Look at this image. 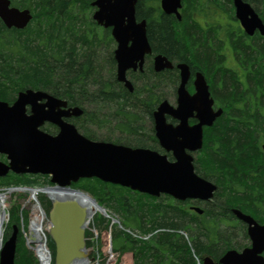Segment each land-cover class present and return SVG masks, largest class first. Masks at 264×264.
<instances>
[{
    "label": "trees",
    "instance_id": "16d2710c",
    "mask_svg": "<svg viewBox=\"0 0 264 264\" xmlns=\"http://www.w3.org/2000/svg\"><path fill=\"white\" fill-rule=\"evenodd\" d=\"M93 1L10 0L11 6L29 9L33 18L23 30L7 29L0 21V101L10 104L21 91H43L83 111L71 122L86 138L158 150L152 114L167 98V90L174 92L176 73H155L148 61L142 72L127 74L132 93L117 82L115 44L110 30L91 19ZM244 1L264 22V0ZM205 2L230 12L233 18L231 0ZM199 5V0H184L183 19L177 22L160 11L159 0H137L135 16L146 21L153 54L189 61L217 80L211 92L224 112L204 129L203 146L194 160L196 174L217 187L213 200L153 198L97 179H81L71 185L119 219L118 224H111L99 215L92 228L100 234L109 231L112 252L119 257L130 254L132 264H195L204 257L217 262L226 251L243 249L246 228L234 217L233 209L264 224V37L248 39L241 32L234 34L236 27H226L229 35L235 36L231 48L240 64L253 70L246 84L240 82L235 72L222 68L215 55L217 46L209 49L214 37L211 39L191 18L192 11L202 10ZM52 129L44 128L53 134ZM0 160L4 158L0 156ZM41 180L49 183L48 177L9 173L0 178V189L32 188ZM38 199L47 217L51 203L44 195ZM190 206L201 207L202 215L190 211ZM20 215L26 224V214L13 205L4 239L10 236L13 225L19 228ZM136 232L152 236L142 241L133 235ZM239 234L243 242L237 243ZM19 238L18 229L15 264H37ZM32 238L43 251L39 230L32 232ZM47 239L51 264H55L54 243L48 234ZM91 258L96 260L95 255Z\"/></svg>",
    "mask_w": 264,
    "mask_h": 264
},
{
    "label": "water",
    "instance_id": "95a60500",
    "mask_svg": "<svg viewBox=\"0 0 264 264\" xmlns=\"http://www.w3.org/2000/svg\"><path fill=\"white\" fill-rule=\"evenodd\" d=\"M180 1L160 0V8L165 15H174L180 20ZM136 4L137 0H94L91 3L92 20L110 29L116 44V79L130 93L133 86L126 73L142 71L145 56L151 53L146 21L136 20ZM233 7L235 19L245 34L252 36L258 31L264 36V23L247 2L233 0ZM31 20L29 10L11 7L9 0H0V21L7 29L23 30ZM153 68L161 72L171 69L172 65L158 55L153 59ZM177 68L180 85L176 106L162 101L153 113L155 138L164 154L85 138L68 122L82 115L80 108L68 107L63 100L29 89L19 92L11 104L0 101V155L6 159V163L0 161V178L9 173L47 176L52 187L62 190H71V184L81 179H97L154 198L165 195L179 202L211 201L217 187L195 173L192 153L201 150L203 129L211 127L222 110H213V100L203 76H196L195 93L189 95L185 88L188 67L181 64ZM168 118L176 124L169 123ZM192 118L197 123L189 125ZM46 124L56 127L57 133L42 130ZM50 202L47 232L55 246V264L86 261L85 209L75 202ZM191 209L202 214L198 207ZM232 214L246 226L250 246L240 252L228 250L217 263L206 257L203 264H264V224H258L237 209H233ZM17 234L13 226L1 249L0 264H15Z\"/></svg>",
    "mask_w": 264,
    "mask_h": 264
},
{
    "label": "rangeland",
    "instance_id": "374dc122",
    "mask_svg": "<svg viewBox=\"0 0 264 264\" xmlns=\"http://www.w3.org/2000/svg\"><path fill=\"white\" fill-rule=\"evenodd\" d=\"M199 1L202 2V0H199ZM204 1L202 3L207 5L208 3ZM203 8L204 7H202V9ZM195 13H198V12H194L193 15ZM195 17H197V14L195 15ZM218 21L223 24L226 23V27L229 29H232L233 27H235V21L233 20L230 12H225V20L218 18ZM213 23L215 24V22ZM166 99L171 105L174 106L175 104L174 94L169 90H167ZM46 126L48 125H45L44 127ZM51 131H53V134L55 133L53 129ZM104 133H105L104 131H98V134H104ZM44 181L45 180L39 181V184H37L36 186L32 188L30 187H11V188H1L0 189V197L3 201V210L7 215H9L10 208L13 205L19 206L20 209L26 214V218H27L26 224H22L21 215L19 216V220H20L19 228H18L19 233H20L19 239H21L23 245L25 246L23 248L24 249L26 248L36 259L37 264H51V255L47 248V244H48L47 230L49 227V222L41 207L38 197L39 195H44L47 199H49V197L46 195L44 190L48 188H53V187L52 185H49V183L47 184ZM70 188H71V191H76L72 187ZM75 203H77V201H75ZM95 205L97 204L95 203ZM102 210H103L102 208L101 209L96 208L94 212L92 213L93 216L89 219L88 224L84 227L85 239L89 243L88 246H86L85 244V250L87 253L88 260H89L88 264H116V263L132 264V257L130 254H125L119 257L117 254L112 252L111 247H110V235H109L110 232L109 231L102 232L100 234L95 228H92L94 218L99 215L105 219L110 220L112 224L119 223V219L111 211L109 212V211L103 210L104 212L100 213L102 212ZM8 223L9 222H7L6 225ZM35 229L39 230V235L41 239L40 240L41 242L39 243V245L43 247V251L45 253L43 251L38 250L39 246L38 244L35 243L34 238H32V232ZM136 235L141 237L142 241H145V240L148 241V239H150V237L152 236V234L141 235L137 232H136ZM240 241H242L241 234L238 235V239L235 242L240 243ZM243 244L246 245V247H248L249 239L244 241ZM93 255L96 256L95 261L91 258ZM195 264H202V261H199V259H196Z\"/></svg>",
    "mask_w": 264,
    "mask_h": 264
},
{
    "label": "flooded vegetation",
    "instance_id": "af4514ba",
    "mask_svg": "<svg viewBox=\"0 0 264 264\" xmlns=\"http://www.w3.org/2000/svg\"><path fill=\"white\" fill-rule=\"evenodd\" d=\"M244 2H246V1H244ZM180 4L181 5H180V8L178 9V13L181 16V20H177L174 15H168L170 17H173L177 22H180L183 19L184 0H181ZM199 6L204 7V8L201 11H199L198 13H195L194 15H193L194 12L192 11L191 12V18H193V20L200 25L201 30L204 33H207L208 35L212 36V37H210L211 39L214 37L215 41L212 39L213 43L208 45L209 49H214L215 45H216L217 49L215 48L216 49L215 55L217 56V58H219V61L221 62L222 68L224 69V71L226 70V71H230L233 73L235 72V74H237L236 77H238L240 82H243L246 84L247 83V75L250 72H252L253 70L248 69V68H244L240 64L239 59L236 57L235 53L233 52V50L231 48L232 47V45H231L232 41L235 42L233 40L235 36L229 35L230 33L228 32V29L226 28V23L223 24V23L218 21V18L225 20V13L221 9H219V7L217 5H214V4H207L206 5V4H203L202 2H200ZM230 7H231L230 10L233 11V20L235 21V27H236L234 34L235 33L237 34V32H241L239 34L245 35L246 37H248V39H254L256 37H264V36H261L258 31H256L252 36H248L247 34H245L240 23L235 19L233 0H231ZM159 8H160V0H159ZM160 11L162 12L161 8H160ZM196 14H197V17H195ZM192 15H193V17H192ZM213 22H215V24ZM214 28H217V29L215 30ZM245 36H243V38H246ZM207 37H209V36H207ZM207 39H209V38H207ZM216 42L220 43V45L216 44ZM157 55H162V54H157ZM153 56H155V55L153 54ZM153 56H152V59L150 58L152 61H153ZM162 56H164V55H162ZM164 57L172 63L173 68L171 70H173L177 76L176 86L174 89L175 102H176V89L180 83V72H179L177 66L181 65V64H185L188 67V71H189L188 80H187V83L185 86L187 92L190 95H193V93H194V82H195L196 76L198 74H200L201 76H203V78L207 84L211 99L216 104V99L213 97L211 89H213L217 80H213L212 78L208 77L203 70L199 69L198 67H194L189 61H186V62L182 61V60L181 61L180 60L175 61V60L169 59L166 56H164ZM146 63H148V61L145 58V64ZM163 72H164V70H163ZM217 85H218V82H217ZM218 90H220V89L218 88ZM67 105H68V103H67ZM216 108H221L222 112H224V109L222 107H216ZM189 123H190V125H193V124L197 123V121L195 119H190ZM263 257H264V254H263Z\"/></svg>",
    "mask_w": 264,
    "mask_h": 264
},
{
    "label": "bare ground",
    "instance_id": "6f19581e",
    "mask_svg": "<svg viewBox=\"0 0 264 264\" xmlns=\"http://www.w3.org/2000/svg\"><path fill=\"white\" fill-rule=\"evenodd\" d=\"M60 100H62V99H60ZM49 183H50V181H49ZM50 185H53V184L50 183ZM44 192L49 197V199L56 202V204L58 203V201H61L64 204L77 201L78 206L81 205L80 207L84 208L86 211V219H85V224H84L85 226L88 224L89 219L93 216L92 213L94 212V210L96 208L97 209L100 208L99 206L97 207V205H95V203L91 200L90 197H87L88 195L86 196V194L84 195V193L82 194V193L78 192L77 190L76 191L62 190V189L53 187V188L45 189ZM213 196H214V194H213ZM103 212L104 211L102 210V213ZM70 264H86V262L78 259L75 262H72V263L70 262Z\"/></svg>",
    "mask_w": 264,
    "mask_h": 264
},
{
    "label": "built area",
    "instance_id": "2783aa9c",
    "mask_svg": "<svg viewBox=\"0 0 264 264\" xmlns=\"http://www.w3.org/2000/svg\"><path fill=\"white\" fill-rule=\"evenodd\" d=\"M3 203H2V199L0 198V209L2 208Z\"/></svg>",
    "mask_w": 264,
    "mask_h": 264
}]
</instances>
